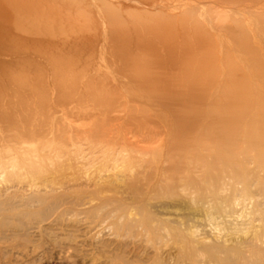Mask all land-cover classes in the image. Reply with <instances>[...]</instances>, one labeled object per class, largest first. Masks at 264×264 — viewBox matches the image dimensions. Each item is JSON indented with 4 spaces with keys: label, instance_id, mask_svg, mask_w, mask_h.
I'll list each match as a JSON object with an SVG mask.
<instances>
[{
    "label": "bare ground",
    "instance_id": "obj_1",
    "mask_svg": "<svg viewBox=\"0 0 264 264\" xmlns=\"http://www.w3.org/2000/svg\"><path fill=\"white\" fill-rule=\"evenodd\" d=\"M79 3L0 0V183L45 188L29 204L63 187L58 174L102 194L147 185L149 199L187 195L213 224L259 220L261 203L243 205L252 181L264 195V4L246 6L254 23L230 6L206 17L195 1L179 13ZM218 243L211 255H232ZM237 248L244 264H264L262 248L252 262Z\"/></svg>",
    "mask_w": 264,
    "mask_h": 264
},
{
    "label": "rangeland",
    "instance_id": "obj_2",
    "mask_svg": "<svg viewBox=\"0 0 264 264\" xmlns=\"http://www.w3.org/2000/svg\"><path fill=\"white\" fill-rule=\"evenodd\" d=\"M77 1L79 3V0ZM88 1L89 4L87 0L85 2L81 0L79 5L83 6L85 3L84 7L87 5L91 9L96 7L95 3L99 6V0H96L97 2L92 0L94 1L92 5H90L91 1ZM109 1L117 3L120 1L118 4H121V8L125 10H132L136 6L139 8L141 4L143 8L146 5V9L157 8V11L166 7L165 11L169 13H174L173 11L180 5V9L176 10L179 13L184 9L182 6H191L195 1L192 6L196 5L205 10L206 17L209 15L215 17L216 14L220 16L222 13L224 15L227 12L226 9H229L224 7L230 6L235 10L238 8L236 10L238 18H246L247 21L254 23L258 20V16L254 14V9L249 10L250 8L246 6L264 4V0L248 5H233L231 1L221 2V0L220 2L219 0H186L184 1L186 4L181 0L178 1L179 3L176 0ZM187 2L191 5H187ZM95 9L97 10L98 7ZM211 10H216L215 16L209 14ZM218 10L222 13H218ZM214 23L217 22L214 20ZM21 57H23L22 54H16L12 59ZM159 128V125L153 127L154 130ZM249 166L254 167V164L250 163ZM69 176L65 179L63 174H58L57 179L59 183H63V187L49 193L46 199L48 202L43 203L29 204L27 201L44 194L45 188L42 186L37 191L27 187V183L24 182L20 187L6 190L5 183H0V264H234L235 261L237 262L235 264H244V259L241 262L237 252L234 253L237 246L240 247L237 251L239 249L241 253L244 248L246 261L251 258V255L253 258L252 253L258 248L264 250V237L255 241L252 239L254 227H258L260 221L264 224V213L259 220V215L248 220L245 217H239L237 221L224 215L222 221L218 218L220 224L217 225V223L209 222L204 214L201 215L202 212L196 211V206L194 203L190 204L185 194L179 196L183 197V200L178 196L149 199L147 185H142L138 191L122 186V190L119 189L122 193L116 190L102 194L96 191L93 180L87 182L82 179V184L77 181L75 185L76 181H68ZM251 185L250 191L253 198L245 201L243 206L248 208V212L249 209L261 203L260 208L264 210V195L260 193L255 181H252ZM201 187H204V184ZM227 189V192L222 194L229 196L230 186H227ZM141 193L146 195L141 197ZM196 199H200V195L199 198L196 196ZM212 199L207 197L206 201ZM203 201H199L198 204H202ZM171 202L177 204L172 205ZM184 203L186 205L182 206ZM243 206L241 203L237 208L241 209ZM238 222L239 225H237ZM218 242L222 244L224 250L233 248L230 252L232 255L227 253L228 256H226L225 251L221 252L223 258L217 253L211 255L213 252L207 248H211L212 244L216 245L215 243L219 245ZM234 256L239 259L237 260ZM252 258L251 262L254 260Z\"/></svg>",
    "mask_w": 264,
    "mask_h": 264
}]
</instances>
